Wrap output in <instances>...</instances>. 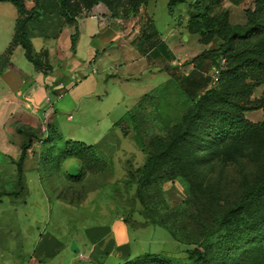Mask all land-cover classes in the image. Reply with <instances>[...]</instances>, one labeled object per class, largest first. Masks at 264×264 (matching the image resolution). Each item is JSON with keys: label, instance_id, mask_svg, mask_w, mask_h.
Returning <instances> with one entry per match:
<instances>
[{"label": "rangeland", "instance_id": "374dc122", "mask_svg": "<svg viewBox=\"0 0 264 264\" xmlns=\"http://www.w3.org/2000/svg\"><path fill=\"white\" fill-rule=\"evenodd\" d=\"M72 2L82 9L80 18L95 15L98 6L107 9L104 4H98L87 10L85 0ZM114 5L124 13L125 19L134 18L133 0H115ZM188 5L180 4L170 14L168 0H151L148 8L154 30L160 39L168 40L177 27L181 28ZM17 17V10L11 3H0V45L11 38ZM180 32L184 40L190 37L185 29ZM20 59L34 71L24 53ZM188 69L185 68L186 71ZM159 70L156 66L152 67L153 74L145 72L124 83L108 80L109 83L99 91L98 97L83 105L81 111H73L70 106L60 111L58 129L65 141L71 137L92 146L111 130L116 135L112 152L113 169L100 174L88 172L87 180L72 188V196L82 200V207L51 201L43 211L41 206L35 204L42 198L32 183L36 174L30 171L26 176L28 182L32 180L27 196L24 180L23 183L18 181L17 167L13 163L0 167L1 251L17 252L23 244V232L25 235H36L34 241H24L25 246L34 250L43 232L49 231L60 237L67 247L65 254L68 261L76 264H123L145 254H163L184 260L187 251L194 247L176 241L168 229L155 223L174 230L188 227L189 237H197L203 230V223H212L226 207L235 203L245 183L253 184L258 179L263 172L262 154L259 151L228 147L220 151L212 163L198 168L192 177L193 191L181 179H176L152 186L144 202L137 197L134 181L137 170L145 164L148 153L156 146V140L166 139L171 128L181 121L187 110L180 87L169 81L167 72ZM208 70L209 66L204 67L202 72L207 74ZM171 73L182 75L178 69ZM261 88L264 90V87ZM258 89L252 99L262 96L263 91L260 93ZM50 96L53 103L58 102L57 96ZM138 105L141 108H136ZM130 109L136 116V125L129 128L131 140L124 138L120 129L114 128V124L121 121ZM70 115L73 116L72 120H68ZM246 117L253 123L264 119L262 111L249 112ZM133 139L140 140L143 147L138 146ZM64 167L71 174H78L80 164L76 160H68ZM61 191L65 195L66 187L63 186ZM29 215H33L35 221L30 220ZM119 218L125 222L122 225L126 227V234L118 241L128 247L121 249L123 245L118 249L114 245L113 249L109 246L105 251V244L113 238L110 233L114 232ZM89 228L101 229L95 234V243H91L86 233ZM106 234L110 235L106 237ZM91 250L96 251L93 257H90ZM111 250L118 252L109 255ZM80 254L89 256L91 261L79 260Z\"/></svg>", "mask_w": 264, "mask_h": 264}, {"label": "trees", "instance_id": "16d2710c", "mask_svg": "<svg viewBox=\"0 0 264 264\" xmlns=\"http://www.w3.org/2000/svg\"><path fill=\"white\" fill-rule=\"evenodd\" d=\"M39 1L36 0L34 8L28 9L25 0H0V3H11L18 14L13 39L0 56V76L7 70L17 47L24 50L26 59L37 71L48 74L53 70L48 51L35 54L27 33L28 24L41 16ZM57 1L67 25L76 27L82 9L72 0ZM114 1L85 0V4L87 10L104 4L112 17L124 18V13L116 9ZM213 1L195 0L190 5L192 12L187 30L191 35L199 36L202 45H212L200 57L210 60L213 68L220 69L218 84L213 86L212 75L204 77L198 69L187 77L169 80L180 87L187 110L166 139L156 140L155 148L136 172L137 197L143 202L152 186L176 179H181L193 191L192 177L198 168L212 163L217 154L228 147L259 151L264 161V119L253 123L246 117L249 112L262 111L264 118V90L259 99H252L254 92L264 87V0H254L245 11L244 25H232L227 10L214 15ZM148 2L133 0V16H137ZM190 2L168 0L170 14L178 5ZM79 38L76 30L71 38L73 53ZM221 60H225L224 66L220 65ZM133 109L116 124L125 137L130 135L129 128L136 125ZM17 132L27 135V140L21 145L19 160L12 163L17 167L19 183L23 180L25 183L24 164L37 135L24 127H19ZM134 141L138 146L141 144L138 139ZM41 144L38 172L43 179L55 173L68 192L63 195L61 189L58 198L70 205L82 203L71 193L74 186L87 180L86 173L100 174L113 169L111 159L98 146L65 141L53 124H48L47 137L41 139ZM68 160L79 162L78 174H70L64 169ZM155 224L168 229L176 241L194 247L187 251L186 259L145 254L123 264H264V163L258 179L253 184L245 183L235 203L226 207L212 223H203V230L197 237H189L188 227L174 230L164 224Z\"/></svg>", "mask_w": 264, "mask_h": 264}, {"label": "crops", "instance_id": "0c3cea01", "mask_svg": "<svg viewBox=\"0 0 264 264\" xmlns=\"http://www.w3.org/2000/svg\"><path fill=\"white\" fill-rule=\"evenodd\" d=\"M35 2L36 0H26L27 8H34ZM150 2L151 0L145 8L140 9L137 16L130 19L112 17L108 9L98 6L95 9L97 18L93 15L80 18L76 27H70L61 16L57 0H40L38 5L41 16L28 24L27 33L35 54L42 50L48 51L53 70L43 74L26 59L34 67V71L29 69L20 59L24 50L17 47L7 70L0 76V167L10 166L9 164L18 161L21 156V145L27 140V135L18 134L19 127H24L37 135L24 164V178L28 196L29 183L32 180L28 182L26 176L30 171L36 174L32 183L42 198L35 204L41 206L43 211L51 201L70 207L84 205V203L70 205L59 199L58 192L62 189L59 178L54 173L53 176H44L43 179L37 169L42 149L41 139L47 137L48 124L59 127L57 120L62 108L70 106L71 110L79 112L83 105L98 97L99 91L109 83L108 80L124 83L131 77L151 72L152 67L155 66L160 69V72H167L170 79L188 76L194 69H198L204 77L212 75L211 61L200 57L205 51H209L212 45H202L199 42V36L191 35L187 30L192 12L190 5L194 1L187 3L189 7L183 17L181 28L177 27L166 41L160 39L154 30L153 18L148 8ZM253 2L254 0H214L212 13L215 15L221 10H227L232 25H244L245 11L252 6ZM183 29L190 35L186 40L180 32ZM76 30L80 38L76 52L73 53L71 38ZM13 36L14 33L7 42L1 43L0 56L9 47ZM207 66L209 70L205 74L202 71ZM186 67H189L188 71L185 70ZM177 69L182 72L181 76L170 74ZM258 91L262 93L263 88H259ZM50 95L57 96L58 102L53 103ZM72 119L73 116H68V120ZM117 123L114 124V128L120 129L123 134V130L116 126ZM130 136L125 137L123 134L124 138L131 140ZM114 137L116 135L111 130L100 142L92 145L98 146L111 161L114 158L112 156ZM68 141L78 142L71 137ZM65 170L70 173L67 169ZM28 218L34 221L36 219L33 215H29ZM117 221L114 232L110 233L113 238L105 241V251L109 246L113 249L114 245L118 249L123 245L121 249L128 247L118 241L126 234V227L122 225L125 222L121 218ZM98 230L101 229L86 230L91 243L97 240H95V234ZM23 234V244L17 252L9 253L0 250V264H76L68 261L65 254L67 247L54 232H43L34 250L25 246L24 241L27 242V239L34 241L33 237L36 235L31 236L30 233L25 235L24 232ZM109 235L106 234V237ZM95 252L91 250L90 257H93ZM113 252L114 250H111L109 255ZM116 252L118 251L114 253ZM87 257L91 261V258Z\"/></svg>", "mask_w": 264, "mask_h": 264}, {"label": "built area", "instance_id": "2783aa9c", "mask_svg": "<svg viewBox=\"0 0 264 264\" xmlns=\"http://www.w3.org/2000/svg\"><path fill=\"white\" fill-rule=\"evenodd\" d=\"M94 18H97L98 16L96 15H93ZM101 20H103L102 17H100ZM225 64V60H221L220 61V65L221 66H224ZM219 76H220V69L218 67H214L213 70H212V85H217L218 84V81H219ZM47 101L50 103V100L47 99ZM79 260L81 261H86V262H89V258L83 254H80L79 257H78Z\"/></svg>", "mask_w": 264, "mask_h": 264}]
</instances>
